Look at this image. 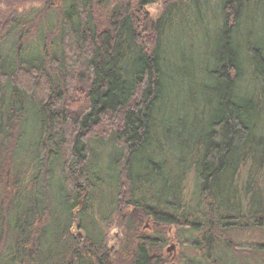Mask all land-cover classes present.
Masks as SVG:
<instances>
[{
	"label": "trees",
	"instance_id": "obj_1",
	"mask_svg": "<svg viewBox=\"0 0 264 264\" xmlns=\"http://www.w3.org/2000/svg\"><path fill=\"white\" fill-rule=\"evenodd\" d=\"M158 1L161 12H148ZM22 2L0 0V6L12 10ZM214 8L221 20L200 64L214 83V107L194 164L201 209L193 212L183 176L175 187L176 169L151 146L168 134L173 146L177 131L165 36L173 35L184 10L208 39L205 12ZM41 11L56 18L46 31ZM263 11L264 0H52L33 15L14 10L0 21V264H109L111 258L165 264L172 227L181 243L201 245L205 257L183 256V264H264L260 251L232 234L264 230V190L254 177L241 194L236 186L222 187L236 181L248 160L263 154L264 162ZM13 34L10 52L4 51ZM34 48L39 52L29 58ZM29 111L39 133L19 162ZM101 144L109 150L96 153ZM33 153L26 180V156ZM230 190L234 199L251 196L249 211L227 200ZM138 213L154 234L144 231ZM115 226L122 234L116 250L108 240Z\"/></svg>",
	"mask_w": 264,
	"mask_h": 264
},
{
	"label": "rangeland",
	"instance_id": "obj_2",
	"mask_svg": "<svg viewBox=\"0 0 264 264\" xmlns=\"http://www.w3.org/2000/svg\"><path fill=\"white\" fill-rule=\"evenodd\" d=\"M51 1L52 0H24V2L20 3L12 10L4 9L0 6V21H3L5 18H9V14L14 10L17 11V16L26 15L28 12L30 13H28L27 16H30V14L33 15V13H36L38 9H42L45 4ZM124 1L131 3L134 0ZM145 8L151 14L158 15L163 8V2H155ZM184 12V10L178 12L176 28L173 31V35L168 38V32L164 40V47L167 52L166 55H168V60L169 57H171L170 64L174 72V84L172 86L173 94L170 100L171 105L169 107V111L171 116L174 117V126L177 130L176 131L174 129L176 131L175 144L173 146L169 144L172 143L169 140V134L168 136L166 135L167 137L159 135L158 139L155 141V146H151V151H156V153L153 154L158 157H163V154H165L169 164L174 166L176 172L178 171L180 176L176 178L175 172L171 182L176 187L182 179L184 180V185L189 187L186 203L194 212L198 208L201 209V201L199 203L197 202V192H199V190H197L198 185H196L195 182L197 171L194 164L197 162L199 148L201 147L200 144L202 143L203 137L208 129L207 125L213 113L214 107V103L211 102V89L214 86V83L208 78L203 77V73L200 69L202 66L200 64L205 62L207 54H209V51L213 50L216 34L215 30L218 28L217 25L220 24L217 19L221 20V17H218V8H214L209 13L208 10L205 12V21L208 23L207 26L210 33V37L207 39L206 32L202 31L197 25V22L192 19L193 16H191L190 20V17L186 16ZM49 14L50 13L48 11H41L39 14V17L43 15L41 17L42 21H40V23H44L42 26L43 31H46V24H48L50 20H56L54 16L52 17L53 19H50L48 17ZM259 20L260 22H264V11L260 13ZM187 24L190 25L192 30L187 27ZM260 27L259 36L262 40H264V24L263 27L260 24ZM15 38L16 37L13 34L3 42L2 47L4 51L10 52ZM31 48L32 47H30V49ZM37 48L30 51L31 53L28 54L29 58L35 57V54L39 52V49ZM28 121L29 123L25 125L26 128L24 129V145L23 148L19 150L17 157L19 162V159L21 158L20 155L23 154L21 153L22 149L34 143L39 133L37 131L38 127L34 112H28ZM102 146L103 145L101 144L100 148H96V153L102 150H104V152L109 150L110 146ZM171 147L173 150L170 149ZM3 155L4 151L2 150L0 144V160ZM262 155L263 154H259L258 158L248 160L247 163H245L242 172L238 175L236 174V177H234V180L236 181H232L231 183L228 181L225 185L223 184L222 187L226 188L228 186H236L238 187V193L241 194V192L244 193L247 191V180L251 179L249 177H254V179H257V181H255L257 182L256 184L260 185L261 189L259 191L264 190V162L261 161ZM34 156V153L33 155L30 154L28 158L26 156L27 162H29L25 165L27 169L25 177L26 180L30 179L29 174L33 170V162H31V159ZM180 178L182 179L180 180ZM161 189L162 185L160 184L157 186V191L159 192ZM254 191V189L251 190L252 193H254ZM256 192H258V190H256ZM235 195L236 192L230 190L227 194V200L235 204L239 202L245 209L244 212L249 211L251 196L246 194L244 195V198L241 197L239 200L238 198L234 199ZM136 217L146 221L144 231L149 234H154L155 230L143 213H138ZM78 222V217H75L73 230L78 239H81L83 235L85 236V233L82 229L78 228ZM175 231L176 229L174 227L169 229V236L170 238H174L173 240L166 236L170 240L167 241L163 248L164 252L168 255V260L165 264H183V256L193 257L197 261L205 260L201 245L181 243L176 238ZM232 234L235 240L239 241L243 247L254 250V254L260 251L262 255H264V251L260 250V245L264 244L263 229L258 227H244L242 229L234 230ZM108 235L110 247L116 250L120 246V240L122 237L120 227L115 226L111 229ZM194 235L195 238H197L199 234L195 233ZM109 264H117L115 258H111L109 260Z\"/></svg>",
	"mask_w": 264,
	"mask_h": 264
},
{
	"label": "bare ground",
	"instance_id": "obj_3",
	"mask_svg": "<svg viewBox=\"0 0 264 264\" xmlns=\"http://www.w3.org/2000/svg\"><path fill=\"white\" fill-rule=\"evenodd\" d=\"M78 225H79V222H78ZM78 238V237H77Z\"/></svg>",
	"mask_w": 264,
	"mask_h": 264
},
{
	"label": "flooded vegetation",
	"instance_id": "obj_4",
	"mask_svg": "<svg viewBox=\"0 0 264 264\" xmlns=\"http://www.w3.org/2000/svg\"><path fill=\"white\" fill-rule=\"evenodd\" d=\"M130 3V2H129Z\"/></svg>",
	"mask_w": 264,
	"mask_h": 264
}]
</instances>
